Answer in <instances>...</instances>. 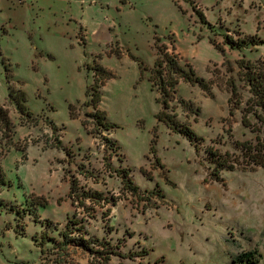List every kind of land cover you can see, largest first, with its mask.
I'll list each match as a JSON object with an SVG mask.
<instances>
[{
    "label": "rangeland",
    "instance_id": "rangeland-1",
    "mask_svg": "<svg viewBox=\"0 0 264 264\" xmlns=\"http://www.w3.org/2000/svg\"><path fill=\"white\" fill-rule=\"evenodd\" d=\"M176 1L180 8L174 0H0V105L12 123L11 133L0 132L8 181L0 186V264H52L56 255L40 256L32 236L39 238L47 221L56 236L67 220L84 231L85 242L66 258L77 264H230L247 251L264 264V167L222 169L215 181L207 153L237 155V143L255 142L241 124L249 93L236 61L264 63V0ZM78 23L87 27L84 46ZM239 34L259 43L241 50L223 44L224 35ZM154 42L189 63L208 87L177 84L178 96L197 109L195 116L174 107L202 138L198 154L155 118L156 93L139 68V62L152 66ZM100 47L102 54L91 53ZM99 63L115 75L98 105L117 125L108 133L86 115L92 107L82 105L90 68ZM8 87L12 95L24 93L29 117ZM153 135L155 154L148 150ZM57 140L61 148L53 147Z\"/></svg>",
    "mask_w": 264,
    "mask_h": 264
},
{
    "label": "trees",
    "instance_id": "trees-1",
    "mask_svg": "<svg viewBox=\"0 0 264 264\" xmlns=\"http://www.w3.org/2000/svg\"><path fill=\"white\" fill-rule=\"evenodd\" d=\"M174 2L180 8L177 1L174 0ZM200 21L208 27H211V24L205 19L202 13H200ZM155 39L158 40L157 37H155ZM210 41L213 43L212 40ZM154 43L153 47L156 48V57L152 66L146 67L142 62H139V68L141 74L145 70L148 71L147 79L149 81L150 90L156 93L155 102L159 105V109L155 114V118L157 121L162 122L172 132L185 137L190 144H193L194 149L198 154L197 141L202 138L198 136L190 126L177 119L174 107L176 104H179L189 109V111L195 116L197 115V109L192 110V103L178 96L177 84L179 81H185L190 84H197L203 90H208V87L204 79L196 75L194 69L189 63L181 64L177 55L168 53L165 47L163 48L162 45L159 46L156 45V42ZM257 43L259 42L256 37L250 34H241V36L239 34L236 38H233L230 35H224L223 39V44L231 49L237 50H241L244 47L255 45ZM215 48L220 52H223L221 46L216 45ZM236 64L238 66V79L243 82L242 86L246 87L247 92L249 93L244 101V108L241 109V124L254 133L253 140L255 142L244 141L237 143V155H230L229 153L220 154L216 149H209V151H207L208 162L211 165L209 177L211 180L215 181L221 180L219 172L222 169L252 171L257 166L264 167V63L261 61L240 58L236 61ZM90 69L93 70V82L89 86H86V99L82 105H90L92 107L93 112L86 113V115L92 117L94 122L108 133L112 128L116 127V125L106 119L105 111L101 110L98 105L102 100V87L109 78L114 76V74L100 64L94 65ZM231 82L234 83V80ZM236 86V84H233L229 89L228 103H231L234 99V94H236L234 93V89H236ZM8 91V97L15 100L19 113L29 117L31 113L26 111L27 107L25 105L24 93L21 90H17L15 91V95H12L10 87H8ZM238 100L239 102L242 101V97L239 93ZM73 106L74 105L71 103L68 104L69 115L72 118ZM49 123L51 124V129H54L55 124L51 120ZM11 131L12 123L8 113L3 106L0 105V132L11 133ZM104 139L111 145L119 147L115 140L109 137H105ZM155 142L156 135H153L150 139L148 148L149 152L153 154L156 152ZM60 144L61 142L57 140L53 147L61 148ZM243 161L245 162L244 164L242 163ZM6 183H8V181L5 179L4 172L0 166V186ZM122 183L130 188L131 193H137L138 187L133 185L132 181L122 180ZM74 223L75 221L67 220L64 225L58 229L57 235L51 236L48 233V224H50V222L47 221L44 229L39 234V238L36 234L32 236L34 245L39 248L40 256L48 250L50 253L56 255L51 261L52 264H77L68 259L66 260L69 248L82 244L81 242L85 240L82 237L84 231L77 228ZM48 242L51 243V247L45 249L44 245ZM84 246L87 247V245ZM259 258L260 256L256 251L240 252L231 257L230 264H257Z\"/></svg>",
    "mask_w": 264,
    "mask_h": 264
},
{
    "label": "crops",
    "instance_id": "crops-1",
    "mask_svg": "<svg viewBox=\"0 0 264 264\" xmlns=\"http://www.w3.org/2000/svg\"><path fill=\"white\" fill-rule=\"evenodd\" d=\"M264 10V9H263ZM79 24V27H78V31H79V33L78 34H76V37L78 38V35H80L81 34V38L80 39H78V43H80V41H82L80 44L82 45V46H84V45H86L87 44V42L89 41V38H87V27L86 26H83L82 24H80V23H78ZM81 32V33H80ZM95 35V34H94ZM97 49H95V50H93L91 53H93V54H98V53H100V54H102L103 52V50H102V48L100 47L99 48V52H97V53H95V51H96ZM121 55H122V53H121ZM106 56V55H105ZM105 56H103V57H105ZM109 56H112V54H110ZM96 59V58H95ZM102 55L98 58V61L99 62H101L102 61ZM100 64V63H99ZM107 69V68H106ZM114 74V73H113ZM148 76V75H147ZM113 77H115V75L113 76ZM113 77H111V78H113ZM110 79V78H109ZM146 80H147V82H148V84H149V81H148V79H147V77H146ZM105 84H106V82H105ZM105 84H104V86H105ZM104 86H103V88H104ZM150 86V85H149ZM103 88H102V90H103ZM86 89V88H85ZM153 92V91H152ZM84 94H85V92H84ZM116 125V124H115ZM117 126V125H116Z\"/></svg>",
    "mask_w": 264,
    "mask_h": 264
}]
</instances>
